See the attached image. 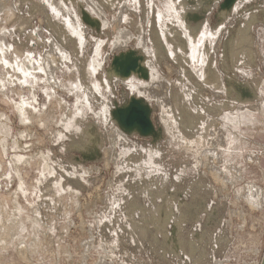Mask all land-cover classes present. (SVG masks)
I'll return each mask as SVG.
<instances>
[{
  "label": "rangeland",
  "instance_id": "1",
  "mask_svg": "<svg viewBox=\"0 0 264 264\" xmlns=\"http://www.w3.org/2000/svg\"><path fill=\"white\" fill-rule=\"evenodd\" d=\"M12 1L16 7L12 3L14 8L11 10L26 20L23 26L19 25L21 20L17 16L4 20L3 10H0V34L7 28L11 30L5 38L13 44L10 53L3 56L0 53V82L15 79L16 72L8 63H14L20 53L23 56L25 51L33 49L42 53L49 48L47 39L40 42L35 31L36 28L43 29L44 34L54 35L62 47H68L72 55V60H66L70 63L69 74H64L68 72L62 63L57 73L72 80L76 77L86 90L91 91L92 94H88L92 107L97 108L104 98L91 86L87 61L91 58L88 50L101 38L106 44L102 54L108 51L109 58L103 69L98 68L93 75L102 85L100 91L108 90L104 101L109 102V110L114 103L124 102L133 93L123 84V78L130 73L123 78L111 73L113 55L134 49L135 55L142 57L139 62L148 70L144 76L138 70L132 71L134 76L149 80L147 60L153 59L162 75L170 77V101L182 133L180 140L173 139L162 123L156 101L150 102L145 94H137L151 105L155 132L142 135L135 130H123L128 139L122 138L118 142L116 149L120 152L115 163L110 160L106 164L104 147L109 146L108 124L119 128L109 116V110L104 125L92 111L82 109L85 115H81L74 122L76 124L66 127V117L61 112L72 107L71 104L75 105L68 83L64 81L61 88L55 87L56 92L52 95L48 90L44 91L46 87L42 82H45L40 77H33L28 86L25 82H6L3 94L0 93V112L4 111L9 117L8 134L0 132L8 139L2 149L0 138V227L2 223L8 230L5 233L2 225L0 264H97L104 255L101 260L107 264H260L264 250V201L255 209L244 200L243 193L249 183L264 189V0H235L224 9L219 5L222 0H175L178 6L183 3L175 13L179 23H175L174 17H165L164 26L157 23V0L152 3L151 0H135L136 7L135 3L126 7L127 20L119 25L130 28L136 36L143 31L140 24H146L147 30L142 33H147V41L153 47L150 53L141 45L131 43L117 51L109 50L115 29L113 19L117 20V9L123 0H61L63 4L71 5L72 11L77 10V22L85 27L84 33L88 37L85 52L77 51L78 37L66 29L65 22L61 21L63 18L50 17L52 11L44 0ZM89 1L102 4L101 9L110 22L108 26L101 25L102 19L91 11ZM206 24L211 31L215 29V33L221 29L220 47L219 54L208 52L205 73L199 77L192 67L186 37L192 38L196 30L200 29V32ZM62 27L66 30L64 36L57 32L63 30ZM183 30L187 32L186 36L181 34ZM165 62L172 65L170 72ZM241 64L248 65L251 73L242 76ZM117 78L121 81L119 84L114 82ZM106 79L109 88L103 83ZM215 89L220 90L219 96H214ZM257 102H261L258 110L238 107ZM14 103H21L23 121L18 119ZM72 109L76 114L77 106ZM222 111L229 119H222L215 126L217 130L224 129L221 131H224L225 139L222 137L216 148L219 157L217 160L209 158L205 165L196 166L195 151L199 150L201 154L203 145L197 139L202 133L196 127L199 119L208 120L211 116L216 119ZM188 117L193 118L191 122ZM150 147L154 152L151 153ZM15 152L17 158L12 157ZM213 165L221 169L227 186L223 187L211 176L208 168ZM18 181H21V187L17 185ZM16 190L21 209L20 215L16 214L14 218L12 199ZM35 208L40 215L33 222ZM21 243L29 247L27 259L18 251Z\"/></svg>",
  "mask_w": 264,
  "mask_h": 264
},
{
  "label": "bare ground",
  "instance_id": "2",
  "mask_svg": "<svg viewBox=\"0 0 264 264\" xmlns=\"http://www.w3.org/2000/svg\"><path fill=\"white\" fill-rule=\"evenodd\" d=\"M42 1V0H40ZM45 1V2H44ZM43 2L46 4V6L51 9L52 11V15L50 17L53 18V16H57L59 17H62L63 20L61 21H64L63 25L67 26L66 29L68 30H71L72 33H74L75 35H77L78 37V47H79V51L81 50V52H85L86 50V42H87V35L84 33L85 32V27L82 25H80L79 21L77 22V18H76V13L75 11L77 10H71L70 9V6L71 5H68V4H63L61 0H44ZM84 1H87V0H84ZM94 1V0H93ZM109 1V0H108ZM155 1V0H154ZM153 0L150 1V3L154 2ZM158 1V4H157V12L155 14H157V23H159L161 26H164V24H166L164 19L165 17L167 19H171V17H174L175 19V23L177 21V23H179L178 21V17L177 15H175V13L177 12L176 9L178 8H182L183 7V3L181 2L180 5L178 6L176 4V1L175 0H157ZM8 2V4H6ZM138 2V1H137ZM11 3V4H10ZM12 3L13 5L16 7V4H14L15 2H13L12 0L9 2V0H0V10H3V19L4 20H8L10 18H12L13 16L16 18L17 16V19H20L21 22L19 23L20 26H23V23L25 22L26 18L23 17V16H19L17 14L14 13L13 10H11V8L13 7L12 6ZM121 6L119 9H117L119 12H118V17H117V20L113 19V21H115L113 23V25H115V29H114V35L112 36L113 38L110 39L111 41L109 42V50L111 51H117L119 49H122V48H126L130 43L131 44H137V45H141L145 51H147L148 53L152 52V45H150L147 41V36L146 34L147 33H142L143 31H146L147 30V27H146V24L142 25L140 24L142 27V32H139L136 36H134L135 34L131 31L130 28H125V27H121V24L119 25L120 22L122 21H125L127 20V13L125 11L126 7L127 8H130L131 5H134L132 3H135V7H136V1L135 0H123L121 1ZM89 4H91V11L94 12L97 16H99L102 21H101V25L102 26H108L110 23L104 13V10H102L101 8V5L100 3H97V2H90L89 1ZM32 5V4H31ZM151 5V4H150ZM182 6V7H181ZM41 7H42V4H41ZM155 7V6H154ZM14 8V7H13ZM112 8V7H111ZM129 10V9H128ZM44 11V10H43ZM135 12H137V9L135 8L134 9ZM132 11V12H134ZM74 12V15L72 14ZM134 12V14H135ZM180 12V11H179ZM231 12V11H230ZM126 14V15H125ZM2 16V15H1ZM47 16V15H46ZM49 16V15H48ZM50 17H49V20H48V23L50 21ZM176 17H177V20H176ZM181 17V15H180ZM23 18V19H22ZM210 18V15H208L207 17V21L209 20ZM16 19V20H17ZM46 19V18H45ZM132 19V17H131ZM231 20V19H230ZM130 21V20H129ZM140 21V20H139ZM138 22V21H136ZM167 22V20H166ZM173 22V21H172ZM55 23V22H54ZM129 23V22H128ZM127 23V24H128ZM51 25V24H50ZM130 25V24H129ZM5 26V25H4ZM52 26V25H51ZM135 26H136V23H135ZM6 27V26H5ZM112 27V26H111ZM133 27V26H132ZM199 27V26H198ZM4 28V27H2ZM42 28V27H41ZM63 30H60V31H57L59 35H62L64 36V32L66 31L64 29V27H62ZM0 29H1V25H0ZM57 29V28H56ZM193 29V27H192ZM55 30V28H54ZM65 30V31H64ZM135 30V29H134ZM140 30V29H139ZM200 29L196 30L195 34H193V37L192 38H187V43H188V53L191 57V62H192V67L194 69V71L197 73V75L199 77H201L203 75V73H205V69H204V63L208 57V52L209 51H213L215 54H219V47H220V33H221V29L218 31V33L216 32H213L210 30L209 26L206 24L204 25V28H202V30L199 32ZM4 31V30H3ZM36 34L39 36L40 38V42H44V39H47L45 40L46 44L49 46V48H46L44 51H42V53H40L38 51V53L34 52L35 49H33V51H25L26 53H24V51H21L22 53H24V55L22 56V54L20 53V56L18 58H14L13 61H15L14 63H11L9 64L8 63V66L9 68L11 67V69L13 70V72H16L15 73V79H2L1 82H0V93L3 94V85L8 82V81H11V82H15V83H18V82H21V83H24L25 82V85H30L31 82H33V80L31 81V79L33 77H39L40 78H43L45 84L42 82V85L45 86L46 90L44 91H47L49 93H51L52 95L55 94L56 92V89L55 87H58L60 86V88L62 87V83L64 82L65 84L68 83L67 85V88L69 90V93L73 96L74 98V104H71V106L69 107H66L64 108V110H62L61 114L63 113V116L66 117V123H65V126L68 127L71 126V124H76L74 122H77L78 119L80 118L81 115H85L83 114V110H90L92 111V113L95 115V117L99 120V122L104 125L106 124L105 122L107 121V113H108V110H109V107H110V104L109 102H105L104 99H106L108 97L107 95V92L108 90L105 89L104 91L101 90L100 91V87L102 86L98 81H95L94 80V75L97 73H94L95 71L98 70V68H102L104 67V63H105V60H108L109 58V52H105L104 54H102L103 52V48L106 47V44H104L103 40L100 38L98 40H95V45L93 48L89 49L88 51H90V55L91 58L89 59V61H87V70L89 71V73L91 74V79H92V82H91V86L93 87L94 90H96L98 93H101L103 95V98L102 99V102L100 103V106H98L97 108H93V102H92V99L89 97V94H92L90 90H86L85 87H83L82 83L79 82L76 77H75V73L74 72L73 76L75 77L74 80L70 79L69 76H67L66 78L60 74V73H57V69L59 68V64H65V69H66V72H68V69L70 68V63H66L67 61L66 60H72V55H71V52L69 51L68 47H66V49L64 47H62V43L60 44L56 38L54 37V35H52L51 33H49L48 35L44 34V30L43 29H37L36 28ZM52 31V30H51ZM184 31V30H183ZM10 32H12L11 30H9L8 28L6 29V31L2 32L0 34V53L1 55L3 56L4 54L6 53H10L11 51V47L13 46V44H11L8 40H6V36L7 35H10ZM50 32V31H49ZM56 32V31H55ZM199 32V34L197 35V33ZM68 33V31H67ZM66 33V34H67ZM183 35H187V32L184 31V33H181ZM58 35V36H59ZM68 36V35H67ZM133 36H134V39H133ZM60 37V36H59ZM43 38V40H42ZM70 38V37H68ZM75 38V36H74ZM62 39V38H60ZM76 39V38H75ZM37 40V39H36ZM70 40V39H69ZM73 40V39H72ZM71 41V40H70ZM62 42V41H61ZM75 42V41H74ZM77 42V40H76ZM160 42V41H159ZM69 43V42H68ZM73 43V42H72ZM186 43V42H185ZM64 44V43H63ZM67 44V43H65ZM108 44V43H107ZM23 45V43L21 44ZM70 45V44H69ZM155 45V43H154ZM164 45V44H163ZM71 46V45H70ZM76 46V45H74ZM257 46V45H256ZM168 47H171L168 45ZM254 47V46H253ZM72 48V46H71ZM77 48V47H76ZM76 48H74L76 50ZM261 48V47H260ZM73 49V48H72ZM17 51L19 50L18 48L16 49ZM15 50V51H16ZM159 50V49H158ZM169 50V49H168ZM172 47L170 48L169 51L172 52ZM165 51V49H164ZM73 52H75L73 50ZM212 52V53H213ZM154 55V54H153ZM214 56V55H213ZM105 57V58H104ZM153 57V56H152ZM85 58V57H84ZM83 58V59H84ZM190 59V58H189ZM216 59V58H215ZM147 60V59H146ZM153 60V59H152ZM151 59H148L147 60V65L149 67V80H145L144 79H141V78H138L136 76H134V74H132L133 72H130V75H133L131 77L127 76L123 79L124 82L123 84H125L128 89L133 92L131 93L132 95L134 96H137V97H141L140 95H137V94H145L147 100H149L151 102L152 99H154L158 104V108H159V116L160 118L162 119V123L164 124L165 126V129L167 130V132L171 135V137L174 139H178L180 140V134L182 132H180L179 130V127H178V121L176 120V117H175V114L173 113V109L175 108L173 105H171V99H170V94H169V90L171 88V83H170V77L167 75H162L160 69H158V67L155 65V63L152 61ZM217 60V59H216ZM3 61L4 63L6 64V60L4 59L3 57ZM165 64L167 65V68H168V71L170 72L172 68V65L168 62H165ZM7 65V64H6ZM68 65V66H67ZM86 65V64H85ZM5 66V65H4ZM76 66V65H75ZM73 67V66H72ZM7 68V67H6ZM238 68V67H237ZM10 69V70H11ZM61 69V68H60ZM72 70V68H71ZM74 70V68H73ZM239 70L241 72V75L244 76V75H248L249 73H251L250 71V67L246 64H241L239 66ZM86 71V70H85ZM87 71V73H88ZM103 71V70H102ZM111 73H116L115 70H110ZM167 71V72H168ZM59 72V71H58ZM65 72V71H64ZM70 72V71H69ZM68 73H64L66 75L69 74ZM148 72V70H147ZM7 74V73H6ZM94 74V75H93ZM31 75V76H29ZM86 75V74H84ZM99 75V74H98ZM222 75V74H221ZM5 76V75H4ZM215 76V75H214ZM2 77V76H1ZM81 77V76H80ZM79 77V78H80ZM88 77V76H87ZM90 77H88L90 79ZM120 77V76H119ZM5 78V77H4ZM13 78V77H12ZM98 78V76H97ZM105 78V77H104ZM103 78V79H104ZM116 78V76H115ZM215 78V77H214ZM218 78V77H217ZM102 79V81H103ZM214 81V80H213ZM30 82V83H29ZM89 82V81H88ZM115 84H119L121 81L117 78L114 80ZM27 83V84H26ZM102 83V82H101ZM105 83V86H107L109 88V83L106 79V82H103ZM20 84V83H19ZM47 84V85H46ZM88 84V83H87ZM208 85V84H207ZM260 85V84H259ZM261 87V86H260ZM59 88V87H58ZM90 88V87H88ZM105 88V87H103ZM102 88V89H103ZM42 90V89H41ZM260 90V89H259ZM43 91V93H44ZM110 91V90H109ZM220 90H216L213 91V94L214 96H219ZM223 93V92H221ZM174 95V94H173ZM71 96V97H72ZM212 97V96H211ZM2 98V97H1ZM143 98V97H141ZM180 98V97H179ZM210 98V97H209ZM144 99V98H143ZM175 99V98H174ZM223 99V98H222ZM191 100V99H190ZM217 100V99H216ZM176 101V100H175ZM213 101V100H212ZM179 102V101H178ZM192 102V101H191ZM190 102V103H191ZM218 102V101H217ZM262 102V101H261ZM261 102H257L256 104L255 103H247V104H244V105H241V106H238L239 109H242L243 107H248V108H251V109H256L258 110L261 106ZM15 104V108H17L16 110L18 111V119L23 121L24 120V116L22 114V112L20 111V105L21 103H14ZM150 104V103H149ZM220 104V103H219ZM75 106H77V113H73V109ZM65 107V105H64ZM174 107V108H173ZM201 108V107H200ZM111 109V108H110ZM193 109V108H192ZM203 109V107H202ZM181 110V109H180ZM231 110V109H230ZM234 110V109H233ZM198 111V109L196 110ZM80 112V114H79ZM87 113V112H86ZM235 113V112H234ZM93 115V116H94ZM191 115V114H190ZM207 115V113L205 114ZM109 116L111 117V113H110V110H109ZM208 116V115H207ZM210 116V114H209ZM216 116V115H215ZM229 115L226 113V112H221L219 113V116L214 119L212 116L208 118H203L201 117V119H199V122H198V126L197 129H200V131L202 132L201 133V136H197L198 140H199V143L201 142V148H200V151H201V154L198 153V151L196 150L195 151V165L196 166H200L201 164L205 165L209 158H216V157H219L218 156V151L216 150V148L218 147L219 143L222 142V137L224 136V131L222 132L221 129L222 127H220L221 129L217 130V128L215 126H217V124L220 122V121H223L222 119L226 120V119H229L228 117ZM1 117H3L1 119ZM85 117V116H84ZM200 118V117H199ZM23 119V120H22ZM112 119V118H111ZM193 118L191 117H188V122H191ZM246 120L248 118H245ZM113 120V119H112ZM195 120H198L197 118H195ZM8 121H9V117H8V114L5 113L4 111H1L0 112V132L4 135L8 134V129H9V126H8ZM97 121V120H96ZM114 121V120H113ZM80 122H81V119H80ZM115 122V121H114ZM187 122V123H188ZM86 124V122H85ZM99 124V123H98ZM214 124V127L212 126ZM219 125V124H218ZM227 125V124H226ZM108 127L109 129L107 130V134H108V138H109V146H105L104 147V153H105V158H104V162L106 164L109 163L110 160H113V162L115 163V160L118 156V153L120 152V149L117 150L116 146L118 145V142H120V139H128V136L123 133L124 131L120 128H118L116 125L114 124H108ZM216 129V130H213V128ZM227 127V126H226ZM76 128V127H75ZM203 128V129H202ZM230 128V127H229ZM234 128V127H233ZM11 129V128H10ZM231 129V128H230ZM78 130V129H77ZM122 130V131H121ZM224 130V129H222ZM27 131V130H26ZM25 131V132H26ZM74 131V130H73ZM203 131L204 134H203ZM88 133V132H87ZM223 133V135H222ZM60 134H61V131H60ZM63 134V133H62ZM61 134V135H62ZM4 135H0L1 137V148L2 149H5L6 145H7V141L8 139L4 136ZM22 135V133H21ZM20 135V136H21ZM211 135V137H210ZM187 137V136H186ZM22 138V137H21ZM193 138V137H192ZM196 138V137H195ZM224 138V137H223ZM188 139V138H187ZM190 139V138H189ZM195 139V141L197 140ZM225 139V138H224ZM223 139V140H224ZM81 140V139H80ZM99 140V139H98ZM186 140V138H185ZM13 141V140H12ZM177 141V140H175ZM194 141V140H193ZM192 141V142H193ZM209 141V142H208ZM14 142V141H13ZM188 142V141H186ZM190 142V141H189ZM188 142V143H189ZM191 142V143H192ZM197 142V141H196ZM208 142V144H207ZM211 142V143H210ZM225 142V141H224ZM16 143V142H15ZM185 143V142H184ZM206 143V144H205ZM180 144V143H179ZM193 144V143H192ZM222 144V143H221ZM205 145V146H204ZM20 147V144L17 145V147ZM92 145H90L91 147ZM190 146V145H189ZM192 146V145H191ZM190 146V147H191ZM196 146V145H195ZM194 146V148L196 149V147ZM18 147V148H19ZM193 147V146H192ZM198 147V146H197ZM222 147V146H221ZM86 148H89V147H86ZM93 148V147H91ZM199 149V148H198ZM150 150H151V153L154 152L152 150V148L150 147ZM185 151V150H184ZM194 151V150H192ZM7 152V151H6ZM5 153V151H4ZM17 152H15L13 154L12 157H15L17 158V156H15ZM150 154V153H149ZM120 155V154H119ZM152 155V154H151ZM188 155V154H187ZM148 156V155H147ZM150 157V156H149ZM255 158V157H254ZM249 159V157H248ZM256 159V158H255ZM149 160V158H148ZM146 160V161H148ZM217 160V158H216ZM18 162V160H17ZM150 162V160L148 161ZM223 164V163H222ZM48 165V164H45V166ZM208 165V164H207ZM216 166V165H215ZM214 165L213 166H209L208 170L209 172L211 173V176L216 180V182L220 181L222 184V186H227V183H226V179L224 176L221 175V169H218L217 167H215ZM223 166V165H222ZM261 166H262V162H261ZM49 167V166H48ZM227 167V166H226ZM264 167V166H263ZM229 168V167H228ZM48 169V168H47ZM87 169L89 170L90 168L87 167ZM207 171V170H206ZM19 172V171H18ZM17 172V178L19 180L20 178V175L18 174ZM208 172V171H207ZM229 173V172H228ZM8 175V174H7ZM3 176V175H2ZM5 176V175H4ZM3 176V177H4ZM42 176V175H41ZM231 176V175H230ZM6 178V176H5ZM233 178V177H232ZM262 180V179H261ZM19 187H21V181L19 182L18 181V184H17ZM18 187V188H19ZM214 188V187H213ZM227 188V187H226ZM240 190V189H239ZM238 190V191H239ZM244 190V189H243ZM14 193V194H13ZM13 199H12V205H13V213H14V218L16 216V214H19V210L21 209V207L19 206L20 205V199H19V192L16 190L15 192H13ZM238 194V193H237ZM1 197V195H0ZM4 198V197H3ZM243 198L244 200H246L248 202V204L251 206V207H255V209L257 207H260L262 206L261 202L264 201V189L259 186L258 184H255V183H249L247 184V190L245 193H243ZM237 199V198H236ZM1 201V200H0ZM3 201H7V200H3ZM94 203V201H93ZM6 204V203H5ZM3 206H5L4 204H2ZM250 207V208H251ZM264 207V206H263ZM262 207V208H263ZM36 209V208H35ZM35 216L33 217L32 221L36 220L35 217L39 216V210L38 208L35 210ZM261 209V208H260ZM0 210H2V206L0 204ZM91 210V209H90ZM231 210V209H230ZM235 210V209H234ZM33 211V210H32ZM9 212V211H8ZM238 212V211H236ZM242 212V211H241ZM240 212V213H241ZM244 212V211H243ZM252 212V211H251ZM232 212L230 211L229 212V215H231ZM239 214V213H238ZM99 215V214H98ZM10 216V215H9ZM91 216V215H90ZM240 216V214H239ZM29 217V216H28ZM244 217V216H243ZM242 217V218H243ZM1 218V216H0ZM27 218V217H26ZM39 218V217H37ZM92 218V217H91ZM11 219V218H10ZM3 220V219H2ZM7 220V219H6ZM12 220V219H11ZM95 220V219H94ZM243 220V219H242ZM5 221V220H4ZM17 221V220H16ZM15 221V223H16ZM31 221V222H32ZM33 221V222H34ZM40 221H42L40 219ZM83 221V220H82ZM82 221H81V225H82ZM244 221V220H243ZM7 222V221H6ZM11 223V222H10ZM20 223V222H19ZM36 223V222H35ZM90 223V221H89ZM9 224V222L7 223V225ZM38 224V223H37ZM79 224V222H78ZM100 224V223H99ZM234 224V223H233ZM2 223H1V227H2ZM10 225V224H9ZM14 225V223H13ZM80 225V227H81ZM251 225V224H250ZM4 226V225H3ZM1 227H0V230H1ZM11 227V226H10ZM16 227V225H15ZM20 227V225L18 226ZM22 227V226H21ZM83 227V226H82ZM81 227V228H82ZM89 227V226H88ZM5 228V226H4ZM40 228V227H39ZM11 229V228H10ZM13 229V227H12ZM20 229V228H19ZM8 229L5 228L4 232L7 231ZM17 230V229H16ZM90 228H88V232H89ZM248 230V229H247ZM13 231V230H12ZM18 231V230H17ZM17 231H14V234L17 233ZM33 231V230H32ZM19 232V231H18ZM6 233V232H5ZM13 234V232H12ZM1 235V234H0ZM10 235V234H8ZM6 236V235H4ZM1 239H2V235L0 236ZM10 237V236H9ZM8 237V238H9ZM5 238V237H4ZM7 240V239H6ZM10 240V239H9ZM86 240V239H85ZM12 241V239H11ZM6 242V241H5ZM23 242V241H21ZM10 243V241H9ZM13 244V241L11 242ZM87 244V241L85 242V245ZM89 244V243H88ZM97 244V243H96ZM3 245H6V243H4ZM15 245V243H14ZM20 247H18V251L20 253V255L22 256V258L24 259H27L29 257L30 254H28V248L24 243L22 245L19 244ZM18 245V246H19ZM12 246V245H11ZM103 246V245H102ZM4 247V246H3ZM7 247H8V244H7ZM86 247V246H85ZM1 248V247H0ZM88 248V245L86 247V250ZM104 248V247H103ZM256 249V248H255ZM90 250V249H89ZM253 250V249H252ZM258 250V249H257ZM31 252V250H30ZM112 252V251H110ZM87 255V254H86ZM85 255V256H86ZM84 256V257H85ZM105 256V255H104ZM103 256V257H104ZM103 257H100L102 260ZM110 258V257H109ZM99 260L100 263H97V264H107V261H103L102 260ZM82 261V260H81ZM98 261V262H99ZM217 261V260H215ZM214 261V262H215ZM220 261V260H219ZM260 264H264V250H263V256H262V259L260 260ZM82 262H85V261H82ZM110 262V260H109ZM218 262V261H217ZM245 263V262H243ZM85 264V263H83ZM110 264H112L110 262ZM247 264V263H246Z\"/></svg>",
  "mask_w": 264,
  "mask_h": 264
},
{
  "label": "water",
  "instance_id": "3",
  "mask_svg": "<svg viewBox=\"0 0 264 264\" xmlns=\"http://www.w3.org/2000/svg\"><path fill=\"white\" fill-rule=\"evenodd\" d=\"M235 0H222V9L230 7ZM139 60L142 57L135 55V50L120 52L113 55L110 70H115L116 75L124 77L132 71H140L142 75L147 74L146 66ZM151 105L143 98L130 95L122 103H114L111 107V118L124 131H137L139 134L147 135L155 132V126L151 117Z\"/></svg>",
  "mask_w": 264,
  "mask_h": 264
}]
</instances>
